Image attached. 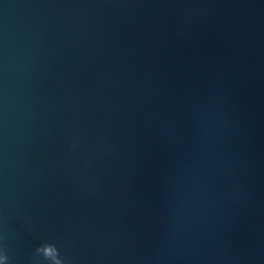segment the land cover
<instances>
[{"label": "water", "instance_id": "obj_1", "mask_svg": "<svg viewBox=\"0 0 264 264\" xmlns=\"http://www.w3.org/2000/svg\"><path fill=\"white\" fill-rule=\"evenodd\" d=\"M0 236L264 264V0H0Z\"/></svg>", "mask_w": 264, "mask_h": 264}, {"label": "clouds", "instance_id": "obj_2", "mask_svg": "<svg viewBox=\"0 0 264 264\" xmlns=\"http://www.w3.org/2000/svg\"><path fill=\"white\" fill-rule=\"evenodd\" d=\"M4 239L5 236H0V264H12L10 249L2 242ZM30 264H68V259L61 255L55 243L45 241L34 248Z\"/></svg>", "mask_w": 264, "mask_h": 264}]
</instances>
